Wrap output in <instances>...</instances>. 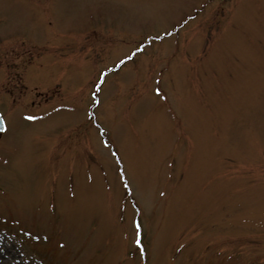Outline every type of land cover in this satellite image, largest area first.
<instances>
[{
	"label": "rangeland",
	"instance_id": "obj_1",
	"mask_svg": "<svg viewBox=\"0 0 264 264\" xmlns=\"http://www.w3.org/2000/svg\"><path fill=\"white\" fill-rule=\"evenodd\" d=\"M0 112V264H264V0H0Z\"/></svg>",
	"mask_w": 264,
	"mask_h": 264
},
{
	"label": "snow or ice",
	"instance_id": "obj_2",
	"mask_svg": "<svg viewBox=\"0 0 264 264\" xmlns=\"http://www.w3.org/2000/svg\"><path fill=\"white\" fill-rule=\"evenodd\" d=\"M125 59H129V57L126 56ZM121 63H123V61H121ZM97 87H99V85H97ZM155 91L157 94H159L161 92V89L156 88ZM92 95L95 96L96 94L93 93ZM29 119H35V117H29ZM5 127H6V121L4 119V114L0 113V128H5ZM105 143H107V141H105ZM135 223H136V227L139 229L140 224L138 222H135ZM135 242L137 245L141 244V241L139 239H137Z\"/></svg>",
	"mask_w": 264,
	"mask_h": 264
},
{
	"label": "water",
	"instance_id": "obj_3",
	"mask_svg": "<svg viewBox=\"0 0 264 264\" xmlns=\"http://www.w3.org/2000/svg\"><path fill=\"white\" fill-rule=\"evenodd\" d=\"M4 128H0V130H3Z\"/></svg>",
	"mask_w": 264,
	"mask_h": 264
}]
</instances>
